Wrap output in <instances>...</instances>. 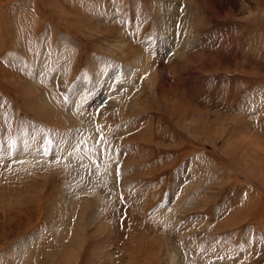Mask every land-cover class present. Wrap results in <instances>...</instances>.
<instances>
[{
	"label": "rangeland",
	"instance_id": "rangeland-1",
	"mask_svg": "<svg viewBox=\"0 0 264 264\" xmlns=\"http://www.w3.org/2000/svg\"><path fill=\"white\" fill-rule=\"evenodd\" d=\"M27 138L0 264H264V0H0V146Z\"/></svg>",
	"mask_w": 264,
	"mask_h": 264
},
{
	"label": "bare ground",
	"instance_id": "bare-ground-1",
	"mask_svg": "<svg viewBox=\"0 0 264 264\" xmlns=\"http://www.w3.org/2000/svg\"><path fill=\"white\" fill-rule=\"evenodd\" d=\"M179 1V0H178ZM171 12L167 9L164 10V14L162 15V17L158 18V25H159V30H160V37H158V42L160 43H165L166 46L170 47L171 49H173V47L175 46V41H176V37H175V25H176V17H173V19L171 20ZM175 18V19H174ZM117 47V46H116ZM115 48V46H114ZM123 48V47H122ZM119 45L116 49H122ZM114 50V49H113ZM117 51V50H116ZM137 59V58H136ZM136 65V64H135ZM132 67V66H131ZM130 67V68H131ZM128 68V67H127ZM135 69V68H134ZM133 69V70H134ZM124 70V69H123ZM123 72V71H122ZM122 72H120L121 76H123ZM124 73V72H123ZM125 75V73H124ZM119 73L115 74L113 77L110 78V83L109 84H113L117 78L119 77ZM131 76H132V70L129 69V71L127 70V74H126V78H127V82L129 84H133L132 80H131ZM89 86V85H88ZM85 83L82 82H78L74 85V87L72 88L71 91V100L75 101L76 96H78L79 94H82L83 92H91V88L88 87ZM111 86V85H110ZM46 107V106H45ZM39 109H43V105L42 107H39ZM45 110V109H43ZM42 110V112H43ZM45 113L48 114V110H45ZM54 116V115H53ZM74 117V116H73ZM68 118L73 119L72 118V114L69 113ZM58 119V118H57ZM69 119V120H70ZM72 121V120H71ZM87 122V121H86ZM77 127V126H76ZM84 127H81L79 129H76V132H73V136H74V140H72L71 142L69 141V144L66 146L64 145V141H62L61 139L56 140L55 146H56V150H67V149H73V147L80 145L81 147L82 145V140L84 139V135H81V132H83ZM67 136V135H66ZM81 136V137H80ZM28 139V138H27ZM24 142L19 143L15 148H7L6 146H0L1 148V155H8L7 153H9V158H23L25 156L26 153L34 154L36 153V140L35 139H28L24 140ZM86 143V142H85ZM44 145V144H42ZM73 146V147H72ZM84 149V148H83ZM77 150V149H76ZM83 151V150H82ZM26 152V153H25ZM38 152V151H37ZM52 152V151H51ZM58 152V151H57ZM24 153V155L22 154ZM55 153V152H54ZM63 153V152H62ZM11 155V156H10ZM14 155V156H13ZM13 156V157H12ZM83 157V156H82ZM114 176V175H113Z\"/></svg>",
	"mask_w": 264,
	"mask_h": 264
}]
</instances>
